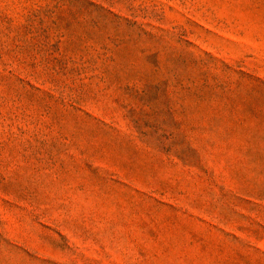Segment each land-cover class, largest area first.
Listing matches in <instances>:
<instances>
[{
	"label": "rangeland",
	"instance_id": "rangeland-1",
	"mask_svg": "<svg viewBox=\"0 0 264 264\" xmlns=\"http://www.w3.org/2000/svg\"><path fill=\"white\" fill-rule=\"evenodd\" d=\"M0 264H264V0H0Z\"/></svg>",
	"mask_w": 264,
	"mask_h": 264
}]
</instances>
